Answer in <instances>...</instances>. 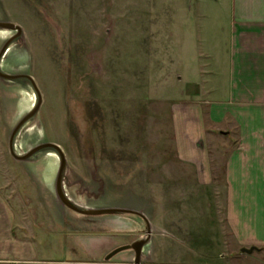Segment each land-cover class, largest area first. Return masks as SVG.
<instances>
[{"label": "rangeland", "instance_id": "374dc122", "mask_svg": "<svg viewBox=\"0 0 264 264\" xmlns=\"http://www.w3.org/2000/svg\"><path fill=\"white\" fill-rule=\"evenodd\" d=\"M231 5L0 0V21L22 27L2 57V70L32 75L42 94L38 112L15 137L16 153L57 143L74 202L144 213L152 232L141 264H264V249L243 251L252 246L239 241L229 222V140L210 144L208 137L207 163L196 164L180 156L182 138L189 137L174 127L179 102L214 94L209 78L227 63ZM15 34L0 29V50ZM37 99L29 80L0 78V194L16 235L36 248L37 260L24 264H133V250L109 261L105 256L146 237L142 217L81 215L56 196L57 153L43 150L24 161L10 153V135ZM261 201L260 215L246 227L259 237Z\"/></svg>", "mask_w": 264, "mask_h": 264}, {"label": "crops", "instance_id": "0c3cea01", "mask_svg": "<svg viewBox=\"0 0 264 264\" xmlns=\"http://www.w3.org/2000/svg\"><path fill=\"white\" fill-rule=\"evenodd\" d=\"M230 30L226 66L209 78L213 96L179 102L174 127L193 139L183 137L179 151L196 164L207 163L208 137L210 144L220 137L229 140V222L242 244L264 248V235L246 228L251 217L260 215L257 201L264 205V0H232ZM36 260L33 242L16 235L11 210L0 194V264Z\"/></svg>", "mask_w": 264, "mask_h": 264}, {"label": "water", "instance_id": "95a60500", "mask_svg": "<svg viewBox=\"0 0 264 264\" xmlns=\"http://www.w3.org/2000/svg\"><path fill=\"white\" fill-rule=\"evenodd\" d=\"M0 29H9V30H14L16 31V34L12 39H9L7 41L2 49L0 50V78L7 80V81H15L18 79H27L30 81L31 85L35 89L38 99L36 105L26 113L21 120L17 123L15 128L13 129L10 139H9V150L10 153L14 158L17 160H27L34 154H36L39 151L43 150H51L54 151L55 153L58 154L59 156V168H58V173L55 181V193L58 198V200L61 202L62 205L65 207L81 214L84 216H102V215H115V214H133V215H138L142 217L146 223L147 226V231H146V237L138 239L130 244H124L121 246H118L114 248L112 251H110L106 256L105 260L109 261L111 260L114 256H116L119 253H122L127 250H133L135 253V258H134V263L133 264H141L142 256L144 254V247L150 242L151 240V222L148 219V217L135 209H130V208H124V207H99V208H94V207H88V206H81L74 202L66 193L65 185H64V172L67 167V159L66 155L62 149V147L54 142H45L41 143L39 145L34 146L33 148L29 149L26 153L24 154H17L16 149H15V137L19 130L25 125V123L30 120L32 117L36 115L38 112L41 104H42V94L41 91L34 79V77L30 74L26 73H7L2 70V57L4 56L10 42L13 39H16L19 35L22 33V27L12 21H0ZM256 247L252 246L251 248H243V251L246 252H252Z\"/></svg>", "mask_w": 264, "mask_h": 264}, {"label": "trees", "instance_id": "16d2710c", "mask_svg": "<svg viewBox=\"0 0 264 264\" xmlns=\"http://www.w3.org/2000/svg\"><path fill=\"white\" fill-rule=\"evenodd\" d=\"M260 250L264 249V248H259Z\"/></svg>", "mask_w": 264, "mask_h": 264}]
</instances>
